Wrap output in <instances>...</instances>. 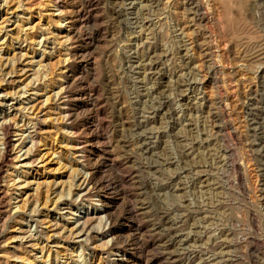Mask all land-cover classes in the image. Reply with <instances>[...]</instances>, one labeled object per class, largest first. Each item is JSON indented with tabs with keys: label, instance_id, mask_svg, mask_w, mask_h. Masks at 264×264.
I'll use <instances>...</instances> for the list:
<instances>
[{
	"label": "rangeland",
	"instance_id": "1",
	"mask_svg": "<svg viewBox=\"0 0 264 264\" xmlns=\"http://www.w3.org/2000/svg\"><path fill=\"white\" fill-rule=\"evenodd\" d=\"M1 5L0 264H264V0Z\"/></svg>",
	"mask_w": 264,
	"mask_h": 264
},
{
	"label": "bare ground",
	"instance_id": "2",
	"mask_svg": "<svg viewBox=\"0 0 264 264\" xmlns=\"http://www.w3.org/2000/svg\"><path fill=\"white\" fill-rule=\"evenodd\" d=\"M6 3V1H4V4ZM2 8V5L0 6V9ZM62 14V12H61ZM246 35L250 36V40L252 39L253 35L251 33L246 32ZM42 44V41L39 43V45ZM11 74V73H9ZM34 86V84L29 83L26 84L24 86V92L21 93V95L18 93H16L15 95L19 96L20 98L22 96H24L27 92V90H29V87ZM47 88V87H46ZM33 89V88H31ZM64 92V87L62 89H60L59 92H57V95L62 94ZM3 100H0V104H2L4 107H6V104H3L7 98V95L2 97ZM49 100V97L47 99V102ZM23 103H20L21 107H22ZM20 107V108H21ZM14 109V111L12 113H10L11 109ZM20 108H16L15 105H13V107H8L7 109H9V113H7V111H3V116H0V130H4V129H9L13 123L15 122V118L17 117V113L20 110ZM17 111V112H16ZM16 112V113H15ZM22 138L24 137V134H22ZM4 145H5V150L3 151V153L0 156V169H3V163L5 162H11L14 163L16 160L20 159L21 157L19 156H15L14 158L12 157V153H10L11 151L9 150V146H10V142L8 139V136H4L1 138ZM34 142V141H33ZM35 143V142H34ZM28 150L24 153V154H28L27 153ZM26 158H28V156H26ZM80 163V162H79ZM29 165H32V162L29 163ZM73 171L76 172L75 176L73 177V179L70 177L69 183H70V189L65 193V195L67 196H71L73 194L72 191V187L74 189L79 188L80 192L76 193V195H78V199H81L83 201H86L88 203V208H84L86 209V211H82L80 214L75 215V216H79L78 218H75V221H72L71 218L66 219L67 221L65 223L62 224V226L65 229H68V226L74 225V223H76V226L73 227L71 229V231L74 229V231H79L77 232V236L78 238H82L81 242H86L88 241V239L90 238V232L92 230V228L87 227L89 220L96 218L97 220L100 221V224H102L104 221V224H106L107 226H109L112 222V220L109 218H107L108 216V209H107V203L104 200V193H103V184L101 182H95L94 179V175L92 172L90 171H83L82 169H74ZM76 181V183H74V181ZM79 182V183H78ZM97 203H102V207H96L94 205H96ZM84 215V216H82ZM47 216H49V214H47ZM56 225H58L57 223H55ZM81 228V230H80ZM101 232H98V234H102L104 235L105 232L101 227ZM32 240V239H31ZM35 241V240H34ZM110 253H114V250H110ZM124 261L119 262L118 264H125L126 262V255L124 254Z\"/></svg>",
	"mask_w": 264,
	"mask_h": 264
}]
</instances>
